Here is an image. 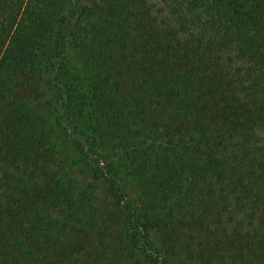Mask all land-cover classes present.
<instances>
[{"label":"trees","instance_id":"obj_1","mask_svg":"<svg viewBox=\"0 0 264 264\" xmlns=\"http://www.w3.org/2000/svg\"><path fill=\"white\" fill-rule=\"evenodd\" d=\"M0 264H264V0H0Z\"/></svg>","mask_w":264,"mask_h":264}]
</instances>
